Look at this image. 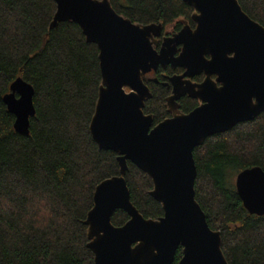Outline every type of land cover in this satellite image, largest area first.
<instances>
[{
    "label": "trees",
    "instance_id": "16d2710c",
    "mask_svg": "<svg viewBox=\"0 0 264 264\" xmlns=\"http://www.w3.org/2000/svg\"><path fill=\"white\" fill-rule=\"evenodd\" d=\"M109 1L135 23H174L176 30L182 18L193 25L194 9L182 0ZM238 2L264 26V0ZM55 10L53 0H0V264H95L84 221L95 186L119 174L117 154L99 148L89 128L101 83L98 48L72 21L50 27ZM159 76L146 82L152 96L143 112L153 124L169 115L170 86ZM17 77L34 89L27 135L14 130L15 117L2 99ZM195 103L188 100L186 107ZM193 157L195 198L208 225L220 231L226 260L264 264V215L248 213L233 182L242 169L264 170V111L208 136ZM125 181L145 218L163 214L150 195V177L130 161ZM127 219L121 209L111 217L116 226ZM181 253L179 246L171 264Z\"/></svg>",
    "mask_w": 264,
    "mask_h": 264
},
{
    "label": "water",
    "instance_id": "95a60500",
    "mask_svg": "<svg viewBox=\"0 0 264 264\" xmlns=\"http://www.w3.org/2000/svg\"><path fill=\"white\" fill-rule=\"evenodd\" d=\"M53 1L50 27L72 21L98 48L101 83L89 128L99 148L117 154L119 165V174L95 186L84 221L95 264H171L179 246L177 264H229L220 231L208 225L195 198L193 149L264 111V26L238 0H182L194 9L195 27L184 24L156 49L161 25L135 23L109 0ZM167 64L184 71L169 77L172 91L166 105L173 111L183 94L201 104L153 124L143 112L152 96L144 75ZM201 72L202 82L183 79ZM33 93L32 85L17 77L2 97L15 117L14 130L22 135L28 134L35 113ZM128 161L150 177V195L163 210L160 217L145 218L132 204L125 181ZM234 185L248 213L264 215V170L242 169ZM116 209L128 215L119 226L111 221Z\"/></svg>",
    "mask_w": 264,
    "mask_h": 264
},
{
    "label": "flooded vegetation",
    "instance_id": "af4514ba",
    "mask_svg": "<svg viewBox=\"0 0 264 264\" xmlns=\"http://www.w3.org/2000/svg\"><path fill=\"white\" fill-rule=\"evenodd\" d=\"M191 20L193 21V25H191L189 23V21H186V20L180 18L178 20L180 25H179V27L176 30L173 29L175 27L174 23H173V25H171V27H168V26L167 27H164V26L162 27L161 26V30L159 32V35L155 37L156 43L154 44V48L158 49L159 46H160L161 40H162V38L164 36H168V35H171V34L177 32V31H179L180 28L184 24H187L190 28H194L195 27V21L192 19V14H191ZM177 53L178 52H176V54ZM206 57H209V56L206 55ZM168 68L171 71L168 74L167 73H162V71H160L161 69H168ZM183 71H184V69L182 67H180V66L172 67L170 64H167L166 66L159 65L156 69H151V70H149L148 72L145 73L144 82H145L146 85H147L146 82H148V83H150V82L151 83H157V82H159V77H160L159 74H161V75L164 74V76L167 77L168 84L170 86V94L169 95H171L172 85H171V83L169 81V77L172 76V75H180ZM204 78H205V74L203 72H201L199 74H194V75L189 76V77H184L183 79H189L193 83H199V82H202ZM210 78H211V80L215 81L216 74H211ZM216 86L217 87L220 86V83L216 82ZM192 99L195 100L196 103L190 108L186 107V104H187L188 100H192ZM175 104L176 105H175V108H174L173 111L167 106V109L169 111V115L167 117H170L174 113H177V114L188 113V112L192 111L195 107H197L199 104H201V100H199L196 97H191L188 94H183L176 100Z\"/></svg>",
    "mask_w": 264,
    "mask_h": 264
},
{
    "label": "rangeland",
    "instance_id": "374dc122",
    "mask_svg": "<svg viewBox=\"0 0 264 264\" xmlns=\"http://www.w3.org/2000/svg\"><path fill=\"white\" fill-rule=\"evenodd\" d=\"M235 181V176L233 177V182Z\"/></svg>",
    "mask_w": 264,
    "mask_h": 264
}]
</instances>
